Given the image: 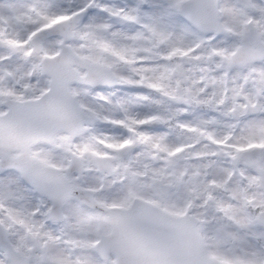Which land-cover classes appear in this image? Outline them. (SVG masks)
Returning a JSON list of instances; mask_svg holds the SVG:
<instances>
[{
    "label": "snow or ice",
    "instance_id": "6c2138e0",
    "mask_svg": "<svg viewBox=\"0 0 264 264\" xmlns=\"http://www.w3.org/2000/svg\"><path fill=\"white\" fill-rule=\"evenodd\" d=\"M0 264H264V0H0Z\"/></svg>",
    "mask_w": 264,
    "mask_h": 264
}]
</instances>
